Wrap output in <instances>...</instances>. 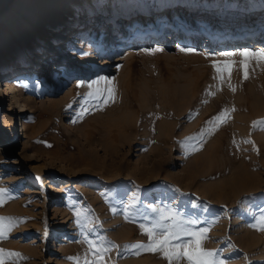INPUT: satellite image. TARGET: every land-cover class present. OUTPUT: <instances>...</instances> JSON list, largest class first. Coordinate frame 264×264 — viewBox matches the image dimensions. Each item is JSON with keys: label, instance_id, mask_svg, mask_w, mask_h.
<instances>
[{"label": "rangeland", "instance_id": "obj_1", "mask_svg": "<svg viewBox=\"0 0 264 264\" xmlns=\"http://www.w3.org/2000/svg\"><path fill=\"white\" fill-rule=\"evenodd\" d=\"M136 1L145 15L156 11L152 19H163L158 11L171 0H71L66 12L73 24L51 33L46 46L30 41L25 51L12 39L9 47L0 42V85L19 64L30 77L0 109V132L9 137L11 118L13 124V139L0 138V188L6 189L0 217L14 220L0 249L21 254L5 264H85L95 259L89 240L108 249L105 264H168L161 253L130 246L147 245L141 225L150 228L170 211L196 221L188 225L193 231L208 229L203 246L224 264H264V231L254 227L264 216V126L253 127L264 120V63L251 61L244 79L243 58L222 55L264 51L257 27L264 7L251 11L257 29L241 37L234 30L243 20L236 1L243 0H219L225 23L214 31L203 23L214 17L216 0H199L204 21L197 37L191 32L178 42L183 35L168 40L164 34L157 41L167 38L162 51H154L155 24L145 34L144 26L137 28L150 38L145 47L125 46L141 44L140 35L114 38L134 30L127 20L148 22L136 13ZM23 4L14 0L0 15V39L9 32L4 15L21 12ZM111 19L124 23L116 30ZM89 20L110 32L108 57H100L97 41L96 52L93 44L80 47L79 64L64 51L79 26L94 27ZM252 36L259 39L253 47ZM224 61L235 63L221 81L213 65ZM55 64L67 73L59 82L51 73ZM97 88L112 89L114 100L105 103L106 93L97 98ZM21 97L26 111L20 115L12 103ZM225 109L230 118L217 122Z\"/></svg>", "mask_w": 264, "mask_h": 264}, {"label": "bare ground", "instance_id": "obj_2", "mask_svg": "<svg viewBox=\"0 0 264 264\" xmlns=\"http://www.w3.org/2000/svg\"><path fill=\"white\" fill-rule=\"evenodd\" d=\"M71 0H25V4H23V6L21 7V12L14 13L13 15L11 14H5L4 15V21H5V25H7V27L9 28V32H6V36L3 37L2 39H0V42L3 44L4 47H9L10 43L13 42L11 41L14 40L15 43H18L19 45H21V47H23V49L26 51V48L28 47L26 44L29 43L30 41L34 44L37 43L41 46H46L47 43H50L49 38L52 36L51 33L53 32H57L58 29L62 28L63 26H65L64 24H68L69 25L73 24L71 22L72 18L69 19V14H67L66 11H68L67 9H69V3ZM229 0H224V2L228 3ZM205 4L207 3V0H204ZM218 2H220L219 0L215 1V9H211V6H208L209 12H212V15H214V17L212 18V16H210L208 19L212 18V20H202L199 17H201L202 14V3L199 2V0H171L169 3H164V5L162 6V9L158 12H162L164 11L165 16L162 19L161 16L155 17L152 19V16L157 13L152 12L151 14H144V10L141 9L140 6H137L138 1L136 2H132L135 5V9L138 10L136 13L137 14H141L142 18H147V21L145 23V21L143 19H139V18H135V19H130L127 20L128 22V26L130 28L131 25L132 28L134 30H129V29H124V32H122L123 37H121L120 34H117L114 38L116 39H123V38H129L130 36H138L140 35V37H142V35H144L147 31L146 29V25H151L156 27H159V25L161 26L160 30H162V28H164L163 26L165 25V23H171L173 21L176 22V24L181 26H190V29L192 33H194L193 35L195 36V38L197 37V33L196 32V28L199 26V22L204 21L203 25H208L210 24V22L212 23L210 28L212 27V25H214L213 30H219L221 29L220 24H224L225 21L223 18L224 16V9L221 5L218 4ZM217 4V5H216ZM237 9L239 10V13H242L243 15H241L240 17L243 20H239L241 22V25H237L236 26V30H234V34L235 32H238L241 37H245L242 36V32H245L246 30L249 32H253V30H256L257 27L262 28L264 26V14L262 15L261 19L259 22H262L261 26H254L255 21L254 18H252L253 15H255L257 12H261L262 7H264V0H243V2H238L236 1ZM180 9L184 10L183 12L180 13ZM210 9L212 11H210ZM256 12V13H252V12ZM209 14V13H208ZM226 14V13H225ZM229 18V17H228ZM101 21H105L106 17L101 15ZM172 20V21H168V20ZM113 22L116 23V21H114L113 19H111ZM197 21V27H195V24L193 25V22ZM98 20L94 21V20H89L88 24H93L94 27L90 30H88L86 28V25L83 26H79V31L76 32L74 35H72L70 37V42L67 44V50L64 51V55L65 56H70V57H75L76 58V62H78L80 64V62H83V58L80 57V59H77V53H79L80 51L82 52L84 49H80V47H85L86 43L93 44V42L95 41L96 36L98 37V39H102V41L100 42V47L102 48V52L100 53V57H108V55H106V52L109 49V46H107L106 48L104 47V44H108L110 37L108 38L107 34H110V32H107L106 30H104L103 28L101 29L102 25L97 22ZM100 21V20H99ZM180 21V22H179ZM157 22V23H155ZM216 22V23H215ZM258 22V21H257ZM258 22V23H259ZM124 21L121 20L120 22L116 23V30H119V26L121 24H123ZM126 23V24H127ZM125 24V25H126ZM193 25V26H192ZM201 25V23H200ZM230 25V24H229ZM137 26V27H136ZM144 26V34L139 33V27ZM218 27V28H217ZM225 27V26H224ZM230 27V26H229ZM235 26H233L231 28V31L233 32ZM253 27H255L253 29ZM100 28V33L98 32ZM127 30H129L127 32ZM130 31H133L130 33ZM165 31V30H163ZM98 33V35H97ZM180 34V33H179ZM178 34V35H179ZM252 34V33H251ZM255 34V33H254ZM258 34L263 35L262 32L260 30H258ZM190 32L183 34V37H180V39H178L177 41L179 42L180 40H182V38L186 39L185 37H189ZM244 35V34H243ZM246 35V34H245ZM250 35V34H249ZM165 36L168 38V40H173L170 39V37H174L175 38V34L174 35H170V34H165ZM248 36V35H247ZM251 36V35H250ZM164 37V36H163ZM249 37V36H248ZM15 38V39H14ZM165 38V40L167 39ZM238 38V36H237ZM236 37L234 38V41H236L238 43V39ZM251 39L253 38L250 37ZM146 40V39H145ZM148 42H150V38H148ZM163 40V41H165ZM263 41H261V44L264 45V37L262 38ZM98 41V40H97ZM143 40H141V44H138V42H131L128 45H125L127 47H132V46H146V44L148 42H146V44L144 42H142ZM154 41V40H153ZM162 42H157L154 45V49H160V45L163 44ZM233 41V42H234ZM245 41V40H244ZM249 41V40H248ZM120 42V41H119ZM119 42L117 41L118 46L120 45ZM181 42V41H180ZM250 42V46L253 47L254 44L253 43H258L259 39L253 38V40L249 41ZM124 43V42H122ZM232 43V42H231ZM243 41H239L238 44H242ZM99 44L97 42V45L93 44V49L92 52H96L97 48H98ZM244 46V45H241ZM152 48V46H151ZM230 48H226L223 49L222 52H229L228 49ZM126 54L127 56L130 55V51L126 50ZM64 55H62V60L59 61L58 65H63L61 62L64 61ZM221 55V54H220ZM222 55H225V53H223ZM95 55L90 57V61H93V58ZM19 64V67L15 66V68L17 69V72L14 76H11V74H7L5 75V79L3 81V83L0 85V109H2L5 101L7 100V97L11 96V99H13V95L15 94V91L18 90V88L26 83L29 80V74H27V72H25V70H27V68L24 65ZM57 64H55L52 67L51 73L53 75L56 76V78L54 79L55 82H59L61 80H64L65 76H66V70H65V66H61L59 67ZM115 69V68H114ZM22 97L18 99H16L15 101L13 100L12 105L16 104L17 107H19V114H23L26 110V107L24 105V103L21 104ZM24 102V101H23ZM10 107V104L8 105V108ZM10 111V108H9ZM12 112V110H11ZM10 112V113H11ZM19 124H20V137L21 138H25L27 136V127L26 124H24V121L22 120V117L19 119ZM0 138L6 140L7 142H10V140L13 139V124H12V118H11V132L9 137H7V135H5V133L0 132ZM2 143V142H1ZM66 242L64 239L62 240V243ZM64 246V244H62ZM62 247V246H61ZM65 248V247H64ZM63 249V248H62Z\"/></svg>", "mask_w": 264, "mask_h": 264}, {"label": "snow or ice", "instance_id": "obj_3", "mask_svg": "<svg viewBox=\"0 0 264 264\" xmlns=\"http://www.w3.org/2000/svg\"><path fill=\"white\" fill-rule=\"evenodd\" d=\"M184 51V49H181ZM154 51H162V49H155ZM189 51H191L189 49ZM226 56L232 57L235 55L241 56L243 59L240 61V65L244 70V79H248V66L251 61L255 60L257 63H264V51H241L239 53H225ZM223 67L218 64H214L213 67L219 74V79L224 80V72L229 73V78L231 75V70L234 61H224L221 62ZM105 83H108L107 81ZM231 87V85H229ZM92 87V85H89ZM235 91V89H232ZM107 94L105 103L114 100L113 90L110 88H105L101 90L96 89L95 95L97 98L99 96ZM92 95V93H90ZM231 111H234L232 109ZM229 117V110L225 109L220 115L215 117V120L219 123H224ZM257 125L264 126V120L254 121L253 127ZM251 142V141H249ZM6 189L0 188V206L6 203L5 194ZM155 211V209H153ZM5 221H9L8 225H5ZM165 221H170L165 223ZM196 221L182 220L175 212L161 213L160 220L152 225V227H146L141 225V229L144 234L147 235L149 243L147 245L142 243H136L131 245V248L142 249L144 251L161 253L163 258L168 262V264H181V262L186 261V264H224L222 260L216 258V253L212 250L204 248L203 241L207 239L208 229H203L201 231H193L188 225L194 224ZM14 224L13 218L0 217V240L6 239L8 232ZM258 230L264 231V216L261 217L257 225ZM187 238V239H186ZM89 250L92 252L95 259L93 261H88L85 258V264H105L104 253L108 251L107 248L96 245L93 241L89 240ZM21 254L0 249V264H5V261L12 258H18Z\"/></svg>", "mask_w": 264, "mask_h": 264}, {"label": "trees", "instance_id": "obj_4", "mask_svg": "<svg viewBox=\"0 0 264 264\" xmlns=\"http://www.w3.org/2000/svg\"><path fill=\"white\" fill-rule=\"evenodd\" d=\"M14 0H8L4 5L0 6V15L9 9ZM1 2V0H0ZM2 16V15H1Z\"/></svg>", "mask_w": 264, "mask_h": 264}]
</instances>
